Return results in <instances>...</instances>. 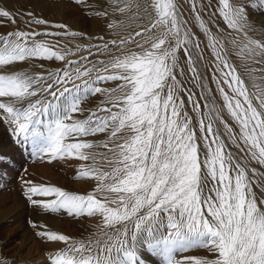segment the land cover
I'll list each match as a JSON object with an SVG mask.
<instances>
[{"label": "snow or ice", "instance_id": "1", "mask_svg": "<svg viewBox=\"0 0 264 264\" xmlns=\"http://www.w3.org/2000/svg\"><path fill=\"white\" fill-rule=\"evenodd\" d=\"M113 3V11L131 22L128 28L141 21L139 30L90 44L88 55L78 59L67 58L80 53L81 45L56 48L41 39L84 35L65 24L53 25L59 31L17 29L0 35V66H5L0 68V118L20 142H31L35 154L91 161L81 165L77 178L96 182L93 191L82 195L25 181L23 195L38 210L100 218L86 239L30 221L33 228L44 229L36 235L65 245L53 264H146L138 252L141 244L163 257L164 264H264V171L259 170L264 169V39L249 35L257 26L243 5L219 0V16L232 30L228 40L219 34L224 29L214 32L210 26L215 13L206 20L203 5L190 0L214 57L205 64L204 48L188 27L179 0ZM258 3L264 5V0ZM26 15L24 20L0 7V18L11 24L18 18L29 27L50 23L32 12ZM107 27L123 30L125 22L113 20ZM228 44L243 73L231 61ZM93 55L109 59L91 67L81 63ZM32 59L67 62L47 74L16 69L17 63ZM106 81L121 83L98 86ZM188 81L198 94L186 87ZM97 94L103 99L96 110L75 118L84 111L82 102ZM96 134L107 138L65 143L69 137ZM105 161L109 170L101 166ZM52 195L50 200L34 198ZM165 226L166 234L161 231ZM193 248L205 249L209 256H174Z\"/></svg>", "mask_w": 264, "mask_h": 264}, {"label": "rangeland", "instance_id": "2", "mask_svg": "<svg viewBox=\"0 0 264 264\" xmlns=\"http://www.w3.org/2000/svg\"><path fill=\"white\" fill-rule=\"evenodd\" d=\"M49 3H59V6L57 8H51L48 7ZM179 3L182 6L181 11L184 14V18L188 21V27L192 29L196 38L200 40L201 47L204 48L203 55L205 59L202 63H210L214 60V57L211 55V49L206 48L207 38L200 31L195 21L196 13L191 10L190 0H179ZM199 3L203 5L201 15L206 20L211 14L215 13L212 15L210 22L213 31L224 29L225 31L219 34L230 40L232 36L229 33L232 30L227 29L222 17L219 16V0H199ZM230 3L245 7L249 20L254 22L258 29L256 33H249V35L256 39H264V32L259 30L261 27H264V5H260L258 0H230ZM252 4H256L257 7H251L250 5ZM115 6L113 0H17L14 6L9 8L11 12L18 13L24 20L29 19L26 14L32 12L37 17L47 19L50 23L48 25H32L29 27L19 18L17 24H11L4 20V22L0 23V35H6L7 32L17 29L29 31H43L45 29L59 31L58 29H54L53 25L65 24L68 26V30L80 32L84 35L82 37H41V39L50 41L56 48H68L69 46H74L76 43H80L81 48L87 50V46L90 44H101L111 39H118L125 33L139 30L136 24L141 23V21H137L132 24L131 28H128L127 25L131 22L127 20L126 16L114 12L113 9ZM100 11H107L108 16H97L96 13ZM113 20H123L126 27L123 30L109 29L107 25ZM232 35H235V33H232ZM101 36L104 37L103 41L91 39L92 37ZM133 46L135 45L129 44L127 48ZM110 48L115 53V47L110 45ZM228 49L231 61L243 73L244 69L240 67V60L235 56V49L231 44H228ZM92 51L95 53L96 49L94 48ZM79 56L85 55H82L81 52L77 55H70L67 59H78ZM88 59L87 65L91 67L92 64H97L100 60H107L109 57L106 55H93L89 56ZM66 62L52 60L39 63V65L31 62V65L35 66L33 69H40L41 72H46L47 70L57 71L64 67ZM90 62L91 64H89ZM97 66L102 67V65ZM252 66L260 67V65ZM29 67L25 65L22 70H27ZM257 75H260V73H257ZM76 83L79 84L80 81ZM119 83L121 82L106 81L98 86L116 87ZM211 86L213 88L215 87L214 85ZM186 87L197 94L200 91L193 87L190 81L186 83ZM182 96L186 99L187 93H183ZM102 99L103 97L99 94L90 96L87 101L82 102L81 107H87L86 110L96 109ZM187 107L190 109L191 105H187ZM0 115H2V110H0ZM73 115L75 118L83 119V116L79 112ZM42 119H47V117H42ZM81 138L99 142L105 140L107 137L105 134H96L95 136ZM73 139L75 138H66L65 143L76 142ZM21 140L22 138L18 140V137L14 135L12 126L0 118V157L5 158L0 160V264H53V258L56 252L63 249L65 245L62 242H47L43 238L38 237L36 235L37 230L44 229L33 228L32 223L38 226L44 225L48 230L58 231L80 240L86 239L96 232L100 218L69 216L63 210L58 213H47L42 209L38 210L23 195L26 187L25 181H31L35 185L57 186L65 191L86 195L94 190L96 182L90 179H78L77 173L80 171L81 165H89L91 161H81L75 157L67 156L52 160L46 155L35 154L31 142L22 143L20 142ZM96 151L104 152L110 156L103 148H98ZM233 151L237 150L233 149ZM101 166L104 170H109L110 168L106 161ZM253 166L259 168L254 162ZM259 170L264 171V169ZM253 189L258 196H261L260 188L254 185ZM34 198L50 200L54 199L55 196H36ZM261 198L264 199V196H261ZM161 231L166 234V226ZM138 252L141 259L146 261V264H164L163 257L150 253L143 244L139 246ZM50 255L52 258H50ZM174 256L176 259L182 260L185 256L208 257L209 253L202 248H193L186 252L178 251L174 253Z\"/></svg>", "mask_w": 264, "mask_h": 264}, {"label": "bare ground", "instance_id": "3", "mask_svg": "<svg viewBox=\"0 0 264 264\" xmlns=\"http://www.w3.org/2000/svg\"><path fill=\"white\" fill-rule=\"evenodd\" d=\"M15 1H17V0H0V7H5L7 10H9V8H11V7H13L14 6V3H15ZM26 1H30V0H26ZM56 2V1H55ZM32 3V2H31ZM42 3V2H41ZM38 4V3H37ZM55 6V7H54ZM59 6V3H49L48 4V7H51V8H57ZM61 6V5H60ZM50 9V8H49ZM184 10H185V8H184ZM10 11V10H9ZM1 22H4V19L3 18H0V23ZM125 27H126V24H125ZM123 33V32H122ZM128 33H125V34H123L122 36H124V35H127ZM115 36H117V35H115ZM114 36V37H115ZM117 39V38H116ZM119 39V38H118ZM73 40V39H72ZM112 40V39H111ZM77 44H80V43H76V44H74V46H69L68 48H71V49H73V50H75V45H77ZM60 46V45H59ZM67 46V45H66ZM65 47V46H64ZM74 47V48H73ZM83 48H81V51H80V53L82 52V55H85V56H87L88 55V52H87V50L85 51L84 49L82 50ZM128 49H133V50H135V46H133V47H128ZM84 51V52H83ZM79 53V54H80ZM95 56V55H94ZM89 60V59H88ZM106 60V59H105ZM94 61V60H93ZM31 62H34L36 65H39V63H45V61L44 60H40V59H32V60H29L28 62H21V63H17V65H16V69H18V70H22L23 69V66L25 67V65H28V69L27 70H30L31 72L32 71H34L33 73H44V74H47L48 72H55L56 70H53V71H49V70H47L46 72L45 71H40V69H33V67H35L34 65H31ZM81 63H88V62H85V61H82ZM89 64H91V62L89 63ZM88 66V65H87ZM5 66H0V68H4ZM37 67V66H36ZM38 68V67H37ZM43 68V67H42ZM84 111L81 113V112H79L80 113V115H82L83 116V118H86L88 115H89V113L91 112V111H95L96 109H91V110H86V108L87 107H81ZM86 110V111H85ZM81 118V117H80ZM78 119V118H77ZM72 138H75V137H72ZM77 139H83V138H81V137H78V138H75V139H73V140H77Z\"/></svg>", "mask_w": 264, "mask_h": 264}]
</instances>
